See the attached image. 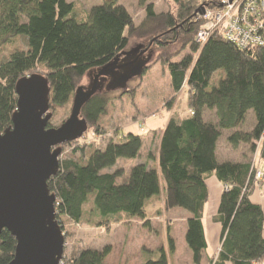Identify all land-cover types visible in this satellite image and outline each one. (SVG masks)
I'll return each instance as SVG.
<instances>
[{"label": "trees", "instance_id": "1", "mask_svg": "<svg viewBox=\"0 0 264 264\" xmlns=\"http://www.w3.org/2000/svg\"><path fill=\"white\" fill-rule=\"evenodd\" d=\"M120 1L106 0L79 18L76 4L68 0H0V48L14 38H26L25 49L0 62V132L13 125L16 85L23 77L44 76L50 86V110L65 108L73 106L75 91L86 77L91 84L103 66L148 48L143 75L162 62L174 94L188 87L191 115L183 120L172 117L157 152L146 157L143 139L134 133L118 134L102 148L83 139L89 128L95 135L105 134L109 92L99 90L82 109L87 132L61 145L59 171L48 182L57 198V221L62 229L66 221L80 225L93 196L92 212L99 226L109 228L124 214L128 221H146L149 228L148 219L161 212L151 213L149 201L164 195L167 210L180 208L191 214L186 242L193 263L201 264L207 249L202 219L210 198L208 184L216 177L223 186L216 218L223 227V242L213 264L263 263L264 210L253 200L262 182L255 179L258 167L249 161L220 160L217 147L224 132H229L232 147L246 144L252 153L261 141L258 153L264 163V49H241L217 33L200 49L195 40L201 28L195 16L198 0H172L175 11L167 13H157L153 0H139L146 12L139 25ZM250 116L253 124L246 130ZM51 120V128L63 124ZM121 159L138 162L126 170L118 166ZM167 240L169 251L161 248L156 259L149 254L143 264H170L176 248L172 237ZM16 245V238L4 230L0 264L14 259ZM111 251L109 245L81 246L67 253L66 247L61 264H107Z\"/></svg>", "mask_w": 264, "mask_h": 264}, {"label": "water", "instance_id": "2", "mask_svg": "<svg viewBox=\"0 0 264 264\" xmlns=\"http://www.w3.org/2000/svg\"><path fill=\"white\" fill-rule=\"evenodd\" d=\"M147 50L116 58L97 70L89 86L76 89L71 114L57 128L49 127L47 79L32 74L18 81L13 125L0 132V238L7 230L17 241L9 264H61L65 236L57 221V198L48 186L60 168L61 145L87 132L82 109L99 90L125 89L143 75L149 64Z\"/></svg>", "mask_w": 264, "mask_h": 264}, {"label": "rangeland", "instance_id": "3", "mask_svg": "<svg viewBox=\"0 0 264 264\" xmlns=\"http://www.w3.org/2000/svg\"><path fill=\"white\" fill-rule=\"evenodd\" d=\"M68 1L76 4L78 17L84 18L92 7L101 5L106 0ZM153 1L157 13L175 11V4L172 0ZM120 3L131 13L136 25L144 20L146 12L144 7L140 5L139 0H121ZM25 41L26 38L20 36L0 48V62L5 61L13 51L25 49ZM152 42L154 40L150 41V44ZM81 85L89 86L90 78L86 77ZM108 97V111L104 117V127L102 129L105 134L95 135V131L89 128L83 138L91 144L96 142L95 144L102 148L111 138L117 140L119 135L134 133L142 137L144 143L143 156L146 157L149 152H157L162 133L172 117L183 120L191 115L188 105V87L185 86L180 93L174 94L171 88L170 72L160 61L152 65L144 75L131 80L125 89L110 91ZM71 110L72 105L56 110L51 109L50 111L54 116L51 120L52 123H64L69 118ZM213 115L214 113H208V118H212ZM252 124L253 117L250 116L247 120L246 130L250 129ZM228 135L229 132H224L220 139L219 159L223 161H249L255 164L258 169L261 168L260 170L263 173L261 179L256 178V181L263 182L264 163L259 158L258 151L252 153L250 146L246 144H242L238 148L232 147L227 142ZM136 163L135 160L121 159L118 166L130 170ZM262 182H258L260 184H258L255 193H259ZM210 188L212 189L211 186ZM93 198V196L89 198V203L84 208V220L80 225L69 221H66L63 225L64 230H62L65 238H67V240L65 239L67 253L73 252L81 246L102 249L109 245L112 251L106 259L107 264H143L149 256L147 254L149 251L154 253V251L157 252L161 248H166L169 251L167 238L168 235L171 237V221L175 216L169 214L171 210L166 209L164 195L154 200L152 205L148 207L150 212L155 213V215L158 211H161L159 215L148 219L149 228L144 226L146 221L141 219L128 221L124 214L117 215L115 217L118 219L117 222L109 228L99 226L96 223L99 218L92 212ZM174 242L176 245L175 239ZM156 252L151 253L152 259L158 258ZM183 263L188 264L185 259Z\"/></svg>", "mask_w": 264, "mask_h": 264}, {"label": "built area", "instance_id": "4", "mask_svg": "<svg viewBox=\"0 0 264 264\" xmlns=\"http://www.w3.org/2000/svg\"><path fill=\"white\" fill-rule=\"evenodd\" d=\"M195 12L201 28L195 40L201 48L215 33L241 49H264V0H198ZM259 150L261 141L256 143ZM260 169L255 179H261Z\"/></svg>", "mask_w": 264, "mask_h": 264}, {"label": "crops", "instance_id": "5", "mask_svg": "<svg viewBox=\"0 0 264 264\" xmlns=\"http://www.w3.org/2000/svg\"><path fill=\"white\" fill-rule=\"evenodd\" d=\"M219 143L217 147L218 157H219ZM208 185L210 191V198H209V202L205 206L204 216L202 219L203 227L205 231V238L207 242V249L203 253L201 264H213L218 257L223 242L222 241L223 227L221 223L217 222L216 220L221 196L223 193V186L219 183L216 177L211 178L209 180ZM210 186L212 187V189L210 188ZM259 188L260 191L259 193L254 194L253 200L261 204L264 210V181L262 182V186ZM154 200H156V198L151 199L148 205L149 206L152 205ZM169 214L175 216V218H173V220L171 221V231H172L171 237L174 238L176 241V245H175L176 250L175 253L170 257V264H182L184 259L187 261L188 264H194L192 251L189 249L186 242L187 222L188 219H190L191 214L180 208L172 209ZM155 252L156 251H154V253ZM151 253L152 252L149 251L147 254H151ZM263 263H255V264H263ZM227 264H232V263L230 262Z\"/></svg>", "mask_w": 264, "mask_h": 264}, {"label": "flooded vegetation", "instance_id": "6", "mask_svg": "<svg viewBox=\"0 0 264 264\" xmlns=\"http://www.w3.org/2000/svg\"><path fill=\"white\" fill-rule=\"evenodd\" d=\"M146 54V53H145ZM145 54H144V56H145Z\"/></svg>", "mask_w": 264, "mask_h": 264}]
</instances>
